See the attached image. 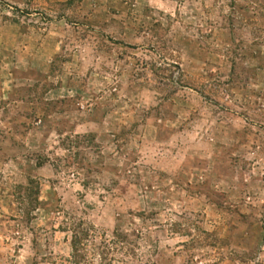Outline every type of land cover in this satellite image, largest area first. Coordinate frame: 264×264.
<instances>
[{"label": "rangeland", "instance_id": "obj_1", "mask_svg": "<svg viewBox=\"0 0 264 264\" xmlns=\"http://www.w3.org/2000/svg\"><path fill=\"white\" fill-rule=\"evenodd\" d=\"M0 264H264V0H0Z\"/></svg>", "mask_w": 264, "mask_h": 264}]
</instances>
